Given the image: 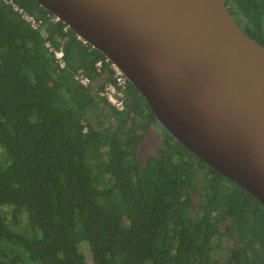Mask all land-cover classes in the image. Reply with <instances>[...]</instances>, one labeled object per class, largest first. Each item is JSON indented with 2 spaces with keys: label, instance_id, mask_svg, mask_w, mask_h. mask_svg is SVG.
<instances>
[{
  "label": "trees",
  "instance_id": "1",
  "mask_svg": "<svg viewBox=\"0 0 264 264\" xmlns=\"http://www.w3.org/2000/svg\"><path fill=\"white\" fill-rule=\"evenodd\" d=\"M10 1H0V264H88L84 242L91 264H264L258 198L167 129L175 143L141 162L137 131L158 120L143 96L126 80L116 109L103 81L75 78L111 80L104 55L34 0Z\"/></svg>",
  "mask_w": 264,
  "mask_h": 264
},
{
  "label": "water",
  "instance_id": "2",
  "mask_svg": "<svg viewBox=\"0 0 264 264\" xmlns=\"http://www.w3.org/2000/svg\"><path fill=\"white\" fill-rule=\"evenodd\" d=\"M118 67L160 123L264 205V46L221 0H34Z\"/></svg>",
  "mask_w": 264,
  "mask_h": 264
},
{
  "label": "flooded vegetation",
  "instance_id": "3",
  "mask_svg": "<svg viewBox=\"0 0 264 264\" xmlns=\"http://www.w3.org/2000/svg\"><path fill=\"white\" fill-rule=\"evenodd\" d=\"M223 5L226 7L230 15L235 19L237 24L240 26V28L251 38L256 40L258 43L264 46V0H221ZM254 17H253V16ZM104 73V74H103ZM102 74L97 75V77L93 80H91L89 77V81L87 83H93L94 81H103L105 82V75L106 72L103 71ZM77 74V73H76ZM110 77H111V72H110ZM86 84V83H85ZM99 92V91H98ZM125 94V92H124ZM126 107L124 106V99L122 103L121 108H117L118 110L125 109ZM156 120H152L150 122H147L145 130L142 132L137 131L138 133H141L140 136V141L137 145V155L141 162H145L148 156L152 154H157L159 151V148L164 146L165 139H170L172 142L175 143V140L171 137H169L166 128V132L163 131V129L159 126L158 129L155 130V133H152L151 135V141L152 143L156 146V150L154 152H149L147 150V147L143 153V157L139 156L138 152V147L139 144L147 133L151 131L153 127H156ZM159 121V120H157ZM160 122V121H159ZM148 138H146V141ZM200 178H203L202 174H199ZM194 202H197V199L194 198ZM221 223L224 224L223 228L221 227ZM220 227L223 231H226L227 229V224L228 221L226 219H222L219 221ZM232 242V241H231ZM230 241L227 243L231 244ZM228 244V245H229ZM225 253V249H218V255L223 256Z\"/></svg>",
  "mask_w": 264,
  "mask_h": 264
},
{
  "label": "built area",
  "instance_id": "4",
  "mask_svg": "<svg viewBox=\"0 0 264 264\" xmlns=\"http://www.w3.org/2000/svg\"><path fill=\"white\" fill-rule=\"evenodd\" d=\"M3 3H11L10 0H0ZM17 12L20 13L21 17L24 19L30 21L31 24L36 25L35 20L30 15L26 14V12H23L20 8H17L16 6L13 7ZM56 19L55 17H53ZM83 41V40H82ZM85 42V41H83ZM47 44V43H46ZM51 49V47H49ZM54 56L56 60L58 61L59 65H63V59H62V51L61 48L53 49ZM104 61H108V66L110 67L111 72V80H107L104 82L102 90H99V94H102L105 96L106 100L113 105L116 109L122 107L123 99H124V91L123 88L125 87L126 78L123 75L122 71L116 67L113 63H111L107 58L104 59ZM101 60L98 59L95 61L94 65L96 69L100 68ZM106 72V71H105ZM104 74V73H103ZM107 74V72H106ZM75 78L78 79L80 83H87L89 81V78L81 73L75 74Z\"/></svg>",
  "mask_w": 264,
  "mask_h": 264
},
{
  "label": "rangeland",
  "instance_id": "5",
  "mask_svg": "<svg viewBox=\"0 0 264 264\" xmlns=\"http://www.w3.org/2000/svg\"><path fill=\"white\" fill-rule=\"evenodd\" d=\"M155 122H156V127H153L149 133H147L145 136H143V138L139 144L138 152H139V156L142 158H144L143 153L147 147V144H148L147 150L149 152H154L156 150V146L151 141L152 133H155V130L158 129L159 126L163 129L164 132H166V130L164 129V127L162 126V124L159 121L156 120ZM146 138H148L147 141H146ZM144 155H145V153H144ZM223 226H224V224L221 223L222 228H223ZM82 247H83V250H84L86 258H87V263L91 264V258L89 256V250H88L87 244L84 242L82 244Z\"/></svg>",
  "mask_w": 264,
  "mask_h": 264
}]
</instances>
